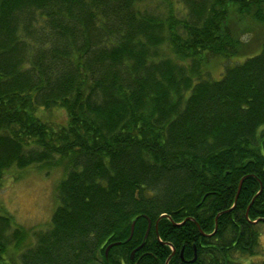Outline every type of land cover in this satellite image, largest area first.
<instances>
[{
	"label": "trees",
	"instance_id": "trees-1",
	"mask_svg": "<svg viewBox=\"0 0 264 264\" xmlns=\"http://www.w3.org/2000/svg\"><path fill=\"white\" fill-rule=\"evenodd\" d=\"M30 166L64 169L58 204L24 250L0 212V264L256 255L264 0H0V183Z\"/></svg>",
	"mask_w": 264,
	"mask_h": 264
},
{
	"label": "rangeland",
	"instance_id": "rangeland-1",
	"mask_svg": "<svg viewBox=\"0 0 264 264\" xmlns=\"http://www.w3.org/2000/svg\"><path fill=\"white\" fill-rule=\"evenodd\" d=\"M244 38L250 40L253 46L259 47L260 50L259 43L263 40L262 37L254 39L248 34ZM243 59L241 56H235L212 61L207 68L209 76L213 79H219L225 66L234 65ZM55 114H59L55 118L62 121L63 114L57 110H55ZM63 176L64 169L61 167H53L49 172L36 166L7 170L3 181L0 183V212L12 214L16 222L29 231L30 236L24 241V248L20 250L33 245L35 241L33 233L45 229L49 224L58 204V185ZM258 250L256 255L241 257L243 264H264V227L262 228Z\"/></svg>",
	"mask_w": 264,
	"mask_h": 264
},
{
	"label": "water",
	"instance_id": "water-1",
	"mask_svg": "<svg viewBox=\"0 0 264 264\" xmlns=\"http://www.w3.org/2000/svg\"><path fill=\"white\" fill-rule=\"evenodd\" d=\"M151 224H152V222H151V220L149 221V227H148V230H147V233H146V236L148 235V233H149V230H150V228H151ZM134 225H135V223L133 222V231H134ZM132 234H133V232H132ZM131 234V235H132ZM115 243H111V244H109V246L107 247V250H106V252H108V250H109V248L111 247V246H113Z\"/></svg>",
	"mask_w": 264,
	"mask_h": 264
},
{
	"label": "bare ground",
	"instance_id": "bare-ground-1",
	"mask_svg": "<svg viewBox=\"0 0 264 264\" xmlns=\"http://www.w3.org/2000/svg\"><path fill=\"white\" fill-rule=\"evenodd\" d=\"M159 218H161V217H159ZM152 222V221H151Z\"/></svg>",
	"mask_w": 264,
	"mask_h": 264
}]
</instances>
